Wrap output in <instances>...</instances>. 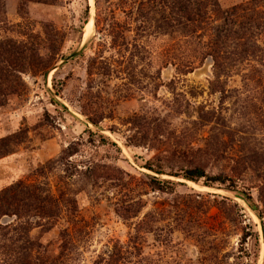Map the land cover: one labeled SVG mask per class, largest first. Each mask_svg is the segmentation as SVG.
Wrapping results in <instances>:
<instances>
[{
  "label": "rangeland",
  "instance_id": "1",
  "mask_svg": "<svg viewBox=\"0 0 264 264\" xmlns=\"http://www.w3.org/2000/svg\"><path fill=\"white\" fill-rule=\"evenodd\" d=\"M0 264H264V0H0Z\"/></svg>",
  "mask_w": 264,
  "mask_h": 264
},
{
  "label": "trees",
  "instance_id": "2",
  "mask_svg": "<svg viewBox=\"0 0 264 264\" xmlns=\"http://www.w3.org/2000/svg\"><path fill=\"white\" fill-rule=\"evenodd\" d=\"M183 177H185L188 180H193V181H197V182H199L201 179H204V184L207 186L213 185V182L215 180L221 181V182H225V180H226L222 176L208 175L207 172L200 167L186 170L185 173L183 174ZM151 184H152V187L154 189L160 190L163 192H168V190L173 191L174 186L176 185V183H173L171 181H161L160 179H157V178H153L151 181ZM241 195L243 196V198H245L249 202L250 206L256 211L257 206L253 202L252 196L248 195L245 192H243Z\"/></svg>",
  "mask_w": 264,
  "mask_h": 264
},
{
  "label": "water",
  "instance_id": "3",
  "mask_svg": "<svg viewBox=\"0 0 264 264\" xmlns=\"http://www.w3.org/2000/svg\"><path fill=\"white\" fill-rule=\"evenodd\" d=\"M83 46H84V45H83ZM83 46H82V47H83ZM82 47H81V49H82ZM81 49H80V50H81ZM80 50L76 51L72 56L66 58L64 61H66V60L72 58L74 55L78 54V53L80 52ZM59 66H60V65H56V66L54 67L53 70L57 69ZM53 70H52V71H53ZM187 180H188V179H187ZM205 187H209V186L205 185ZM249 207L254 211V209H253L251 206H249Z\"/></svg>",
  "mask_w": 264,
  "mask_h": 264
},
{
  "label": "bare ground",
  "instance_id": "4",
  "mask_svg": "<svg viewBox=\"0 0 264 264\" xmlns=\"http://www.w3.org/2000/svg\"><path fill=\"white\" fill-rule=\"evenodd\" d=\"M92 4H93V3H92ZM93 20H94V19H93ZM93 20H91V22H90V27H91L90 30L92 29V27H93V25H94ZM90 30H89V31H90ZM87 35H88V34H87ZM215 191H216V190H215Z\"/></svg>",
  "mask_w": 264,
  "mask_h": 264
}]
</instances>
